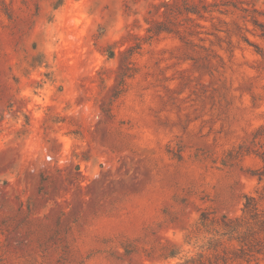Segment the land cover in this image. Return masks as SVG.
Returning a JSON list of instances; mask_svg holds the SVG:
<instances>
[{"label":"rangeland","instance_id":"rangeland-1","mask_svg":"<svg viewBox=\"0 0 264 264\" xmlns=\"http://www.w3.org/2000/svg\"><path fill=\"white\" fill-rule=\"evenodd\" d=\"M0 264H264V0H0Z\"/></svg>","mask_w":264,"mask_h":264},{"label":"trees","instance_id":"trees-1","mask_svg":"<svg viewBox=\"0 0 264 264\" xmlns=\"http://www.w3.org/2000/svg\"><path fill=\"white\" fill-rule=\"evenodd\" d=\"M255 203V198L253 197H247L246 198V203H245V207H244V215L249 211V210H253V216L257 217L259 215V207H256ZM237 222H240L241 219H237ZM234 229V228H232ZM231 230V229H228Z\"/></svg>","mask_w":264,"mask_h":264}]
</instances>
